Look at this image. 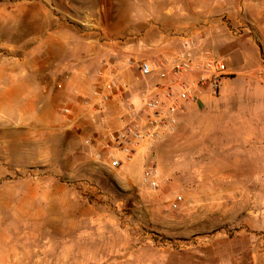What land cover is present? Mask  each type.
<instances>
[{"label": "rangeland", "instance_id": "rangeland-1", "mask_svg": "<svg viewBox=\"0 0 264 264\" xmlns=\"http://www.w3.org/2000/svg\"><path fill=\"white\" fill-rule=\"evenodd\" d=\"M97 1L85 9L84 0H25L46 20L0 31V85L34 67L57 75L34 125L17 121L15 101H0V264H264V0H210L216 10L202 23L167 32L180 43L191 34L208 41L230 76L220 94L188 104L143 170L96 158L60 112L61 72L77 75L88 63L95 78L97 56L128 38L115 39L118 22H96ZM53 13L60 22H49ZM212 22H227L215 42ZM151 162L157 189L145 182Z\"/></svg>", "mask_w": 264, "mask_h": 264}, {"label": "crops", "instance_id": "crops-1", "mask_svg": "<svg viewBox=\"0 0 264 264\" xmlns=\"http://www.w3.org/2000/svg\"><path fill=\"white\" fill-rule=\"evenodd\" d=\"M8 1L0 0V31L4 25L9 26L11 24L13 28H16L19 22L23 25L24 22H42L43 19L46 20L47 18L45 13L42 17L40 7L35 2H28L29 4L26 5L25 0H10L11 5L4 6V2ZM86 1L84 0V8H91L86 6ZM65 10L70 9L65 7ZM90 10L97 11L96 22H118L121 31L118 34H113L115 39L128 37L124 42L117 43L115 41L111 43L109 48L103 47L104 51L97 56L95 61L101 64L104 60L103 63H108L109 68L118 74L122 82L127 84L128 90L124 94H115L111 101L106 104L107 123L103 127L89 123L93 117L97 116L95 111L96 100L92 92L97 83H101L96 74H94L95 78H92L93 75H91L92 71L90 70L93 67L90 66L91 64H83L80 71H77V75L71 76L67 72H61L62 80H65L63 85L65 89L56 97L62 100L60 112L63 107L70 108L75 122L74 126L77 125V129H81L82 139L94 138L93 147L87 151L95 153L96 158H103L106 156L103 149L105 135L122 127L120 118L125 106L132 103L138 109L142 108L143 101L148 96L156 93L162 94L170 82V79H160L156 72L150 76H143L138 68L129 66V60L149 62L155 69L159 60L175 55L180 49L179 37H169L168 31L180 35L202 23L200 22L202 18L208 14H213L216 9L211 5L210 0H98ZM215 17H218L216 13ZM50 19L49 22H60L54 13ZM226 24L227 22H212L207 28V36L209 34L210 37L209 42L220 40L221 35L217 32L221 29L225 30L223 25ZM207 42L204 43V49H209ZM100 64L95 66L98 67L97 71L100 69ZM54 74L40 67H34L32 72L27 70L21 73L16 72V74L13 72L6 73L9 75L6 77L8 82L0 85L1 106L8 101H15L17 104V121L22 124L32 121L34 125L35 121L40 120V101L46 98L51 79L57 77ZM109 74L110 71L108 70L105 78ZM1 75H5V73ZM3 79L0 77V80ZM14 79L24 81L17 83ZM95 79L96 83L94 84L92 81ZM76 82L77 90L72 93V86ZM60 84L57 85V88ZM58 89L60 90V88ZM47 97L50 101L56 100L55 97L51 99L49 95ZM204 101L207 102L206 96L201 99V103ZM187 106L188 104L183 105L179 111V121L185 119ZM0 115V119L3 120L5 112L2 111V108ZM65 123L68 125L66 121ZM67 125L66 129L71 127ZM149 151L150 146L143 145L131 162L132 167L143 170V164L150 153Z\"/></svg>", "mask_w": 264, "mask_h": 264}, {"label": "built area", "instance_id": "built-area-1", "mask_svg": "<svg viewBox=\"0 0 264 264\" xmlns=\"http://www.w3.org/2000/svg\"><path fill=\"white\" fill-rule=\"evenodd\" d=\"M128 64L131 68L135 67L132 60ZM109 67L108 63H103L102 69L98 70L97 76L101 83L92 92L97 114L92 118V123L101 127L107 123L106 104L115 94H124L128 90L127 84ZM137 68L143 76L156 72L160 79H170V82L162 94L148 96L142 108L127 104L120 118L122 127L105 135L103 149L111 167L115 169L133 161L143 145L147 144L151 148L165 135L174 133L183 105L196 103L206 93L220 94L224 82L230 76L225 62L210 49H204L194 34L183 36L176 56L161 62L157 70L145 61L140 62ZM108 70L110 74L105 78ZM58 87L62 88V85ZM61 114L73 127L75 122L70 108L63 107ZM85 145L93 146V138L86 139ZM158 176L155 163L151 162L145 173V182L152 189L159 187ZM182 203L183 197L177 196L172 209H179Z\"/></svg>", "mask_w": 264, "mask_h": 264}]
</instances>
